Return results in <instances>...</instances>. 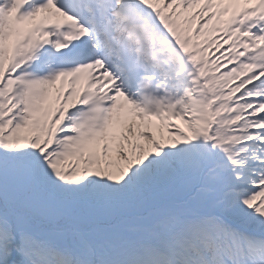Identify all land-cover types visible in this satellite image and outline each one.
<instances>
[{"label":"snow or ice","instance_id":"obj_1","mask_svg":"<svg viewBox=\"0 0 264 264\" xmlns=\"http://www.w3.org/2000/svg\"><path fill=\"white\" fill-rule=\"evenodd\" d=\"M0 264H264V0H0Z\"/></svg>","mask_w":264,"mask_h":264}]
</instances>
